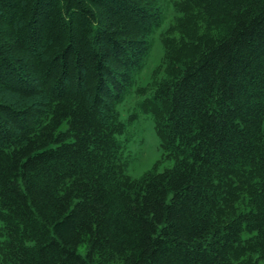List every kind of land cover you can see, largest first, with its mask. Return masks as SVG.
Returning a JSON list of instances; mask_svg holds the SVG:
<instances>
[{"label":"trees","instance_id":"16d2710c","mask_svg":"<svg viewBox=\"0 0 264 264\" xmlns=\"http://www.w3.org/2000/svg\"><path fill=\"white\" fill-rule=\"evenodd\" d=\"M158 1L0 0L8 264H234L245 230L264 264V0H187L200 29L152 99L176 162L132 181L117 106L163 24ZM250 170L249 206L222 219L220 182Z\"/></svg>","mask_w":264,"mask_h":264},{"label":"rangeland","instance_id":"374dc122","mask_svg":"<svg viewBox=\"0 0 264 264\" xmlns=\"http://www.w3.org/2000/svg\"><path fill=\"white\" fill-rule=\"evenodd\" d=\"M158 3L163 13V24L153 35L152 50L145 66L136 76L125 100L117 106L121 123L117 137L123 148L122 163L132 181L141 179L147 172H165L176 162L175 156L165 149L160 135L167 111L153 103L152 99L157 87L171 78L173 69L180 64V51L189 49L186 43L192 41V36L200 29L195 24L199 22L195 19V10L187 0H159ZM215 30L216 26L205 28L204 25L200 32H206L205 35L209 37ZM256 181L251 170L229 177L224 182L222 180L219 184L223 193L218 215L222 219L229 218L249 206L248 198ZM1 226L0 223V264H8ZM254 242L255 234L245 230L236 249L234 264L259 263ZM80 251L84 252V248L81 247Z\"/></svg>","mask_w":264,"mask_h":264}]
</instances>
